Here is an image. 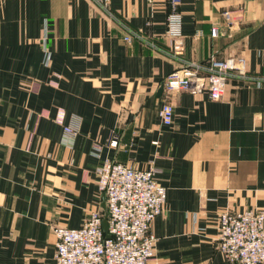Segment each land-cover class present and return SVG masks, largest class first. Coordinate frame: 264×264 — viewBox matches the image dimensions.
Segmentation results:
<instances>
[{
	"label": "crops",
	"instance_id": "obj_1",
	"mask_svg": "<svg viewBox=\"0 0 264 264\" xmlns=\"http://www.w3.org/2000/svg\"><path fill=\"white\" fill-rule=\"evenodd\" d=\"M179 11L175 56L164 0H0V264H55V227L105 215L106 159L153 169L167 188L148 264H228L221 213L264 211V0H181ZM232 56L248 77L230 78L221 100L167 92L183 65Z\"/></svg>",
	"mask_w": 264,
	"mask_h": 264
},
{
	"label": "built area",
	"instance_id": "obj_2",
	"mask_svg": "<svg viewBox=\"0 0 264 264\" xmlns=\"http://www.w3.org/2000/svg\"><path fill=\"white\" fill-rule=\"evenodd\" d=\"M109 10L113 0H93ZM153 4L156 0H145ZM169 4L166 35L172 53L183 54L181 0H164ZM227 25L233 26L231 13H224ZM232 37L231 34H228ZM138 34L124 39L131 42ZM247 62L243 56L224 60L211 58L207 64L187 63L170 73L165 80L168 93L203 92L213 101L221 100L230 78L246 79ZM264 78L256 85L263 86ZM162 123L171 125L174 107L165 102L160 111ZM68 133H74L65 128ZM97 185L105 195V215L90 213L79 228L55 227L57 238L55 264H148L155 256L156 237L150 232L152 221L163 211L167 188L158 182L153 169L139 170L106 159L97 169ZM107 216L108 235L103 230ZM218 250L228 264H264V211H225L218 219Z\"/></svg>",
	"mask_w": 264,
	"mask_h": 264
},
{
	"label": "water",
	"instance_id": "obj_3",
	"mask_svg": "<svg viewBox=\"0 0 264 264\" xmlns=\"http://www.w3.org/2000/svg\"><path fill=\"white\" fill-rule=\"evenodd\" d=\"M103 196H104V203H105L106 197H105V195H103ZM103 230L106 233V235L109 236L108 235V221H107V216H105L104 217V220H103Z\"/></svg>",
	"mask_w": 264,
	"mask_h": 264
}]
</instances>
